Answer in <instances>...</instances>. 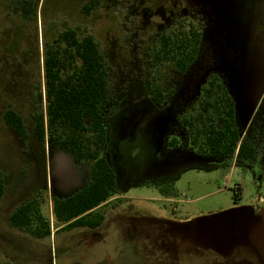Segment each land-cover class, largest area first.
<instances>
[{
	"label": "rangeland",
	"instance_id": "1",
	"mask_svg": "<svg viewBox=\"0 0 264 264\" xmlns=\"http://www.w3.org/2000/svg\"><path fill=\"white\" fill-rule=\"evenodd\" d=\"M23 1L0 0V171L6 185L0 264H257L249 237L264 245V210L255 207H264V0H100L89 16L81 10L88 0H30V17ZM179 21L202 30L201 53L184 75L160 68L159 82L176 94L156 105L148 87L152 49ZM67 28L94 36L109 73L105 156L118 175L119 197L98 209L105 221L97 229L63 230L52 214L53 185L78 173L87 177L90 165L76 168L55 141L41 144L33 134L44 92V47ZM215 72L231 82L243 138L261 145L260 174L244 171L234 158L168 147L177 135L189 145L178 117L196 105ZM9 108L24 119L28 140L6 126ZM254 116L257 123L247 127ZM164 186L175 194L161 193ZM31 197L43 200L41 212L52 227L47 238L10 226L11 214ZM239 236L244 246L235 252L212 250Z\"/></svg>",
	"mask_w": 264,
	"mask_h": 264
},
{
	"label": "trees",
	"instance_id": "2",
	"mask_svg": "<svg viewBox=\"0 0 264 264\" xmlns=\"http://www.w3.org/2000/svg\"><path fill=\"white\" fill-rule=\"evenodd\" d=\"M100 4V0H88L82 6V13L89 16ZM22 9L24 16L30 17L34 12L32 1H23ZM202 41V30L189 21L177 22L156 40L148 86L154 104H167L176 94L174 87H164L159 82L160 68L169 65L178 74L188 73L199 59ZM43 70L44 92L38 94L36 101L34 137L41 144L55 141L60 150L72 156L75 164L90 165L87 184L68 198H53L52 214L63 230L97 229L105 221V214L98 209L118 190L115 169L105 156L110 86L101 46L87 31L67 28L51 43L45 44ZM233 98L225 78L212 73L200 87L196 105L179 116L178 121L189 134L190 150L223 160L234 158L248 166L260 151L253 142L243 138ZM3 118L18 137L29 139L19 113L9 108ZM168 146L177 148L178 141L173 139ZM5 190V177L0 171V202ZM161 193L174 195L175 189L164 186ZM42 203L41 198L33 197L18 206L10 216V226L35 239L51 236V223L41 212Z\"/></svg>",
	"mask_w": 264,
	"mask_h": 264
},
{
	"label": "flooded vegetation",
	"instance_id": "3",
	"mask_svg": "<svg viewBox=\"0 0 264 264\" xmlns=\"http://www.w3.org/2000/svg\"><path fill=\"white\" fill-rule=\"evenodd\" d=\"M215 73H217V72H215ZM219 74V73H218ZM226 81V83H227V87L228 88H231V82H230V80H225ZM256 116H254L253 118H254V120H253V118H251L253 121H251V119H250V121L248 122V124H247V127H249V126H254L255 125V123H257V117L255 118ZM261 118H263V116L261 117ZM180 125V124H179ZM246 127V128H247ZM241 130V129H240ZM241 132H242V130H241ZM173 139H176L177 141H178V146H177V148H170L169 146V148L170 149H182V150H186V152H190V153H192V154H194V155H197V156H199V157H204V158H210V157H214V156H204V155H199L198 153H196L195 151H192V150H190L189 148H188V146H186V145H183L182 143H181V141H180V139H179V136L177 135V137H173V138H171V139H169V141H168V143L171 141V140H173ZM251 142H253L257 147H259V151H260V154H259V156L253 161V163L251 164V165H248V166H244L242 163H238L237 162V160L235 159V161H236V163H237V165H239L240 167H242V169L244 170V171H246L247 169H250V170H254L255 172V174H260V172H261V169L263 168V163H262V156H263V150H261V145L260 144H257V143H255L253 140H250ZM261 157V158H260ZM228 161V160H227ZM235 163V164H236ZM75 164V163H74ZM75 167L76 168H78V167H80V165H77V164H75ZM89 178H90V172H89V175H87V177H85L84 175H81L80 173H78V174H76L75 175V177L72 179V180H69V181H60L62 184V186L61 185H56V187H58V188H55V185H53V192H54V196L52 197V199L53 198H58V199H65V198H68V197H70V195L72 194H75L76 192H78L79 190H81L86 184H87V182L89 181ZM116 178H118V175H116ZM121 179L123 180L124 179V177L123 176H121ZM118 184H119V182H117ZM81 187V188H80ZM76 190V192H74ZM78 190V191H77ZM74 192V193H73ZM71 195V196H72ZM31 198H33V197H31ZM30 200V199H29ZM51 202H52V200H51ZM255 207L261 212V210H264V207L263 206H261V204L260 203H257V204H255ZM238 232V231H237ZM240 236H239V238H237V239H234L232 242H230V243H234L235 245V247L232 249V250H234V252H235V249L236 248H238L239 246L240 247H243L244 245H243V242H241L240 241ZM242 238H244L243 236H242ZM248 239V238H247ZM249 240H252L253 242L252 243H254V244H252L251 245V251H252V253L254 254V255H256L255 257L257 258V264H264V245L262 246V245H260V243L258 242V240L256 239V238H251L250 239V237H249ZM241 245H240V244ZM256 244H258V245H256ZM223 245V244H222ZM258 246L262 249V254H259V250H258ZM222 248V247H221ZM221 248H219V250L217 251V252H219V253H221L222 254V252L223 251H226V252H230L231 250H229V249H222L221 250ZM229 250V251H228Z\"/></svg>",
	"mask_w": 264,
	"mask_h": 264
},
{
	"label": "bare ground",
	"instance_id": "4",
	"mask_svg": "<svg viewBox=\"0 0 264 264\" xmlns=\"http://www.w3.org/2000/svg\"><path fill=\"white\" fill-rule=\"evenodd\" d=\"M252 242H253V241H252ZM244 243H245V242H244ZM239 244H240V243H239ZM240 245H241V244H240ZM256 245H258V244H256ZM208 246H209V245H208ZM249 246H250V245H249ZM219 248H221V246H217V245H213V246H212V250H214V251H218ZM233 248H234L233 246H232V247H231V246H230V247H224V248H223V246H222L221 250H222V249H229V250H232ZM229 250H228V251H229ZM258 250H259V251H258L259 254H262V249H261L259 246H258ZM223 252H224V251H223Z\"/></svg>",
	"mask_w": 264,
	"mask_h": 264
},
{
	"label": "water",
	"instance_id": "5",
	"mask_svg": "<svg viewBox=\"0 0 264 264\" xmlns=\"http://www.w3.org/2000/svg\"><path fill=\"white\" fill-rule=\"evenodd\" d=\"M213 245H217V246H223V247H227V246H231L232 247V245H233V247H235L234 246V243H228V244H213Z\"/></svg>",
	"mask_w": 264,
	"mask_h": 264
},
{
	"label": "crops",
	"instance_id": "6",
	"mask_svg": "<svg viewBox=\"0 0 264 264\" xmlns=\"http://www.w3.org/2000/svg\"><path fill=\"white\" fill-rule=\"evenodd\" d=\"M118 197H119V196L115 195L112 199H116V198H118ZM120 197H121V196H120ZM112 199H111V200H112Z\"/></svg>",
	"mask_w": 264,
	"mask_h": 264
}]
</instances>
